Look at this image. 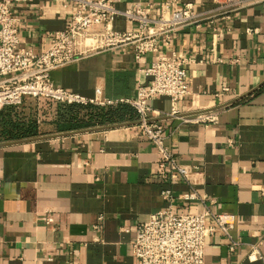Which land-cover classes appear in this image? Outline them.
Segmentation results:
<instances>
[{"label":"crops","instance_id":"obj_1","mask_svg":"<svg viewBox=\"0 0 264 264\" xmlns=\"http://www.w3.org/2000/svg\"><path fill=\"white\" fill-rule=\"evenodd\" d=\"M133 1L153 16L164 0H121L118 7ZM179 2L191 3L199 22L180 27L168 41L160 36L157 53L192 60L189 93L176 102L177 115L168 114L167 97L152 99L149 115L189 169V181L157 175L158 154L139 134L136 112L131 121L56 131L40 118V102L26 98L16 108L33 113L39 134L0 141V264H134V225L167 206L163 187L172 194L173 212H201L205 204L235 216L230 235L237 245L230 251L225 237L206 236L204 264H264V0L238 8L223 0ZM76 5L13 0L20 46L44 48L47 34L61 29ZM112 26L133 28L122 16ZM156 54L136 60L131 47L98 52L51 70L50 78L97 106H116L150 82L140 69ZM204 110L216 113L215 123L183 122ZM192 191L204 204L178 198ZM251 244H257L255 259L247 257Z\"/></svg>","mask_w":264,"mask_h":264},{"label":"built area","instance_id":"obj_2","mask_svg":"<svg viewBox=\"0 0 264 264\" xmlns=\"http://www.w3.org/2000/svg\"><path fill=\"white\" fill-rule=\"evenodd\" d=\"M74 1L77 5L64 26L49 32L48 44L34 51L19 44V18L13 11V0H0V110L7 106L18 107L26 98L93 104L92 99L55 86L50 78L51 70L98 52L124 47H131L134 59L139 60L144 54L158 52L160 36L168 41L180 27L199 22L193 5L179 0L162 1L153 16L137 1L124 9L118 7L121 0ZM245 1L223 0L224 4L235 8ZM223 15L221 19L229 18ZM116 16H122L133 28L114 29L112 22ZM207 22L211 36H216L215 20L210 17ZM191 62L176 52L157 53L148 66L140 69L150 82L138 85L133 97L121 100L135 110L139 134L155 147L158 154L156 173L164 182H188L189 169L165 145L162 126L150 121L149 102L167 97L171 105L168 114L177 115L176 102L189 93L186 67ZM216 119L212 110L182 117L183 122L203 124L215 123ZM160 194L167 200V206L134 225V236L129 243L134 264H204L205 237L213 234L225 237L230 251L237 245L230 235L235 222L233 214L212 212L194 191L180 194L178 198L198 199L204 204L203 210L176 213L170 207L169 188H161ZM46 221L49 222L50 217ZM257 255V244H251L247 257L255 259Z\"/></svg>","mask_w":264,"mask_h":264},{"label":"trees","instance_id":"obj_3","mask_svg":"<svg viewBox=\"0 0 264 264\" xmlns=\"http://www.w3.org/2000/svg\"><path fill=\"white\" fill-rule=\"evenodd\" d=\"M39 102L40 118L56 131L135 120V110L125 103L101 107L90 103H53L46 99ZM38 125L33 113L25 114L14 106L4 107L0 110V141L35 136L40 131Z\"/></svg>","mask_w":264,"mask_h":264},{"label":"water","instance_id":"obj_4","mask_svg":"<svg viewBox=\"0 0 264 264\" xmlns=\"http://www.w3.org/2000/svg\"><path fill=\"white\" fill-rule=\"evenodd\" d=\"M29 139H33V138H27V139H22V140H17V141H14V142H18V141H27Z\"/></svg>","mask_w":264,"mask_h":264}]
</instances>
